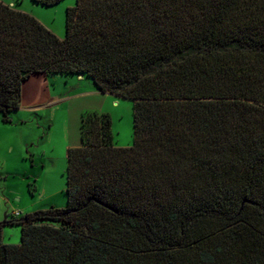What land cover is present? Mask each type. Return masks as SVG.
I'll return each instance as SVG.
<instances>
[{
	"label": "trees",
	"instance_id": "16d2710c",
	"mask_svg": "<svg viewBox=\"0 0 264 264\" xmlns=\"http://www.w3.org/2000/svg\"><path fill=\"white\" fill-rule=\"evenodd\" d=\"M34 74L133 100L134 144L83 112L67 206L0 222V264H264V0H76L64 38L0 0L5 122Z\"/></svg>",
	"mask_w": 264,
	"mask_h": 264
},
{
	"label": "rangeland",
	"instance_id": "374dc122",
	"mask_svg": "<svg viewBox=\"0 0 264 264\" xmlns=\"http://www.w3.org/2000/svg\"><path fill=\"white\" fill-rule=\"evenodd\" d=\"M3 1L35 15L62 38L66 36L67 8L76 4V0H62L52 6L33 0ZM89 83L88 78L77 75H49L46 89L41 91L46 96H35L32 101L26 97L25 104L12 111L9 122L0 113V222L51 206H67L68 148L82 143L83 112H109L115 145L134 144L133 100L99 94ZM89 87L97 94H81ZM32 102L36 103L26 105ZM21 233L20 225H5L3 242L19 244Z\"/></svg>",
	"mask_w": 264,
	"mask_h": 264
},
{
	"label": "crops",
	"instance_id": "0c3cea01",
	"mask_svg": "<svg viewBox=\"0 0 264 264\" xmlns=\"http://www.w3.org/2000/svg\"><path fill=\"white\" fill-rule=\"evenodd\" d=\"M7 3V2H6ZM11 4V3H9ZM14 6V4H11ZM15 7V6H14ZM46 75L44 74H34L32 75L28 80H26L24 82V85H23V92H22V103H21V106L23 104H25L24 100H26V97L29 101H32L34 99H37L38 97H44L46 95H43L42 94V90L43 88L46 89V84H45V80H46ZM43 78V79H42ZM79 78L83 79L84 77L81 75L79 76ZM43 80V81H42ZM89 80V79H88ZM89 84H93L91 80H89ZM48 84V83H47ZM91 87V86H90ZM88 88V90H84L81 94H97V93H102L100 91H97V93L92 90L91 88ZM44 92V91H43ZM45 93V92H44ZM36 96V98H34ZM34 98V99H33ZM53 97L51 96H48V99L51 100ZM116 101V100H115ZM36 102H32L30 104H26V105H33L35 104ZM36 105H39V104H36ZM35 106V105H34Z\"/></svg>",
	"mask_w": 264,
	"mask_h": 264
}]
</instances>
